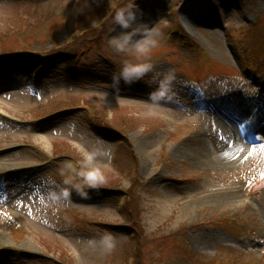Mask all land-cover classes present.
Instances as JSON below:
<instances>
[{"label":"rangeland","instance_id":"1","mask_svg":"<svg viewBox=\"0 0 264 264\" xmlns=\"http://www.w3.org/2000/svg\"><path fill=\"white\" fill-rule=\"evenodd\" d=\"M135 2L142 10L135 39L158 41L147 58L109 43L123 31L115 13L130 0H0V59L53 51L73 34L70 24L98 40L81 44L73 77L63 75L59 60L47 63L39 84L25 67L0 71V264H126L130 257L128 264H264V95L254 143L227 169L207 165L213 155L175 151L200 137L215 154L226 144L225 128L252 120L257 110L243 99L257 89L243 69L264 78V0ZM170 28L192 47L168 40ZM97 52L119 72L126 60L147 59L154 68L144 80L115 86ZM169 73L175 80L163 102H149ZM218 103L235 115L219 121ZM64 155L75 157L79 172L100 168L70 198L57 184L74 167ZM14 166L27 172L4 173ZM233 189L236 201L224 203ZM125 220L133 230L117 228ZM105 230L115 238L112 250Z\"/></svg>","mask_w":264,"mask_h":264},{"label":"clouds","instance_id":"2","mask_svg":"<svg viewBox=\"0 0 264 264\" xmlns=\"http://www.w3.org/2000/svg\"><path fill=\"white\" fill-rule=\"evenodd\" d=\"M142 15V10L136 4L135 0H130V4L126 7L119 8L115 13V22L123 30L116 36L111 37L109 43L118 51L124 52L129 47H134L136 53L141 57H149L152 48H154L158 41L147 34H145L141 39H135L137 32L133 29V25L137 24L138 16ZM144 24V23H142ZM151 31V29H149ZM154 65L147 59L141 61L137 59L126 60L121 68L120 75L117 77L113 75L114 83L118 84L122 79L126 84H132L136 81L144 80L146 74L152 71ZM175 80L174 73H169L163 77V79L157 82V87L153 89L149 95V102L153 99H158L161 103L163 98L167 95L168 90L172 87ZM145 83H147L145 81ZM151 86V85H149ZM85 160L87 163H92L94 156L89 153ZM94 172H100V168L89 169L87 171H81L79 175L82 178L90 179ZM67 183V181H65ZM90 187H95V185H90ZM64 196H71V191L68 189L64 190ZM81 195L87 198L88 193L82 192ZM107 233L103 237L104 244L108 250L115 248V238L114 236L105 230Z\"/></svg>","mask_w":264,"mask_h":264},{"label":"bare ground","instance_id":"3","mask_svg":"<svg viewBox=\"0 0 264 264\" xmlns=\"http://www.w3.org/2000/svg\"><path fill=\"white\" fill-rule=\"evenodd\" d=\"M215 109L216 110L214 112L219 121H226L227 119H231L232 116L235 115V111L230 105H223L222 103H218ZM245 129L246 127L240 129L238 123L235 124V127L230 126L225 128L224 132L226 135L225 137L226 144L219 145V149L216 150L217 152L215 154L207 152L209 150L208 144L204 145L200 137H196L195 142L192 145L183 144L180 147L176 148L175 151L176 152L178 151V154L180 155H185L188 153L190 156L193 157H197L201 155L203 157L206 156L207 158L213 155L214 158L212 162L207 163V165L218 171H222L223 169H227L229 165H231L233 159L237 158L239 155L241 159L242 156L249 153L248 152L249 147L246 144V139L248 138L249 135L248 133L245 132ZM239 130H243V135L238 133ZM203 135L206 136V133ZM208 142H209L208 138H206V143ZM205 146L207 148V151ZM235 195H236V189H233V191L225 192L221 198L226 204H234V202L236 201Z\"/></svg>","mask_w":264,"mask_h":264}]
</instances>
